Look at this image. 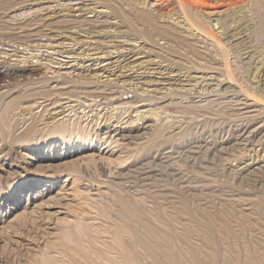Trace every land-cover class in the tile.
Returning a JSON list of instances; mask_svg holds the SVG:
<instances>
[{
    "label": "rangeland",
    "instance_id": "rangeland-1",
    "mask_svg": "<svg viewBox=\"0 0 264 264\" xmlns=\"http://www.w3.org/2000/svg\"><path fill=\"white\" fill-rule=\"evenodd\" d=\"M175 1L0 0L3 68L38 70L0 79V264L264 262V12L190 0L221 46Z\"/></svg>",
    "mask_w": 264,
    "mask_h": 264
},
{
    "label": "bare ground",
    "instance_id": "bare-ground-1",
    "mask_svg": "<svg viewBox=\"0 0 264 264\" xmlns=\"http://www.w3.org/2000/svg\"><path fill=\"white\" fill-rule=\"evenodd\" d=\"M175 1V0H174ZM190 0H179V8L181 9V11H182V13L184 14V17H185V19H187V21L190 23H188L189 24V26L190 27H196L198 30H200V31H202L203 30V32L205 33L206 32V34H207V36L206 37H208V35H209V37L211 36V38L212 39H214L215 41H217L219 44L221 43V41H222V38L221 37H219L217 34H216V32H214V31H212V30H208L207 31V29L208 28H206L208 25H206L205 24V21H203L204 19H202V14H201V11L200 10H198V9H195L196 7L191 3V2H189ZM176 2V1H175ZM257 2H260V4L258 3V11H262V12H264V0H258ZM7 4H10L9 3V1H4V2H2L1 3V7H3V8H7ZM178 5V4H177ZM174 6V5H173ZM176 7V6H175ZM195 7V8H194ZM252 7V6H251ZM252 10V9H251ZM148 14H150V16H148ZM145 15V14H144ZM145 16H147V18L146 19H149L150 21H152L153 23H156L157 25H155V26H157V27H155V28H157V35H160L162 38H172L173 40L175 39V40H177V39H181L182 40V38H185L187 35H185V34H179V33H173V32H168L169 30L168 29H164V27L163 26H161L159 23H157V21H156V19H155V16H152V14L151 13H148L147 12V14L145 15ZM202 16V17H201ZM209 17V16H208ZM220 17V16H219ZM230 17L229 16H224V18H222L223 20H222V23H224L222 26H226V25H228L229 26V21L231 22V20H229L228 21V19H229ZM258 25H259V27H260V32H259V34H260V36H264V13H260L259 12V14H258ZM141 19V18H140ZM3 21V20H2ZM1 20H0V29H3L4 31H6V29L7 28H9L10 26H12V25H10V24H8L7 22L6 23H4V22H2ZM149 22V21H148ZM45 24H46V22H44ZM42 24V23H41ZM258 25H257V27H258ZM42 26V25H41ZM14 27V26H13ZM168 27V26H167ZM190 27H188V28H190ZM209 27V26H208ZM170 29V28H169ZM172 29V28H171ZM170 29V30H171ZM195 29V28H194ZM210 29V28H209ZM257 30V29H256ZM155 31V30H154ZM176 31V30H175ZM178 32V31H177ZM199 32V31H198ZM240 33H241V31H240ZM203 34V33H202ZM236 33H234V35H235ZM0 35H1V33H0ZM27 35V34H26ZM190 35H191V33H190ZM9 35H8V33H7V37H8ZM10 36H12V35H10ZM189 36V35H188ZM192 36V35H191ZM203 36V35H202ZM1 37H4V36H1ZM13 37H17V38H19L20 37V35H17V36H13ZM22 38V37H21ZM221 38V39H220ZM261 38V37H260ZM189 39V38H188ZM20 40V39H19ZM22 40V39H21ZM185 40V39H184ZM190 41V40H189ZM188 41V42H189ZM179 42V41H178ZM187 42V43H188ZM222 44H224V43H222ZM222 44H220L221 46H222ZM189 45V44H188ZM193 45V44H192ZM225 45V44H224ZM187 46V45H186ZM190 46H191V44H190ZM4 61V59L3 58H1L0 57V79H4V78H6V77H14V76H16V75H19V76H26V75H29V74H34V73H38V70L36 69V68H30L29 66H26V65H23V66H17L18 68H17V70H15V71H13V69L14 68H12V67H15V65H13L12 67H10V68H12V69H10L9 68V66H7V68H3L6 64L3 62ZM4 63V64H3ZM17 65V64H16ZM16 69V68H15ZM45 92V91H44ZM15 102V101H14ZM14 102H12V103H14ZM10 106H11V103L9 104ZM8 105V106H9ZM7 106V107H8ZM12 108V107H11ZM10 107H9V109H11ZM5 110L6 109H0V115H1V121L0 122H2L1 124H2V126L4 127V128H6L5 127V125L6 124H8V119L6 118V116H7V113L8 112H5ZM9 117V116H8ZM34 123V122H33ZM57 125V124H56ZM8 126V125H7ZM15 127V126H14ZM31 127H32V125L31 126H29L22 134H24V133H26L28 136L27 137H30V139L33 137V133H32V131L34 130V128H35V125H34V127H33V130L31 129ZM8 128V127H7ZM6 128V129H7ZM56 128H58L60 131H62L60 128H61V126L60 127H55V129ZM63 128V127H62ZM13 129H15V128H13ZM9 130V129H8ZM10 131L12 132V130L10 129L9 131H8V137H9V135L11 134L10 133ZM7 132V131H6ZM63 132V131H62ZM217 133V132H216ZM20 134V133H19ZM48 134V133H47ZM6 135V134H5ZM12 135V134H11ZM2 136V135H1ZM20 136V135H19ZM43 136V135H42ZM17 137V136H16ZM3 138V137H2ZM20 138V137H19ZM26 138V137H25ZM179 152V151H178ZM258 173V172H257ZM258 175V174H257ZM143 188V187H142ZM148 189V188H147ZM152 193V192H151ZM155 193V192H154ZM194 193V192H193ZM169 195V194H168ZM196 196V195H195ZM117 197H119V200L121 201V206L123 207V213H125L128 217H138L139 216V214L142 212V213H145L144 212V210L140 207V205L139 204H136V203H134V199L133 198H131V197H128V196H124L123 197V199H121L122 197L121 196H118L117 195ZM184 198V197H183ZM216 199V198H215ZM167 201H169V200H167ZM159 204V203H158ZM154 205V208L152 209V211L156 214V215H162L163 216V214L164 213H168L169 214V212H170V214H174V215H176V214H180L182 211L184 212V211H186L187 213H189V214H191L192 212H194V207H193V209L194 210H190L189 209V207L190 206H187V208H185V206H184V210H178V209H176V210H171V211H167L166 210V212H164L163 210H162V206H160V205ZM185 204V203H184ZM194 206H195V204H194ZM196 207V206H195ZM177 208V207H176ZM192 209V208H191ZM198 209V208H197ZM195 211H197V210H195ZM198 211H199V209H198ZM149 223V222H148ZM136 228V227H135ZM225 228V227H224ZM178 229V228H177ZM140 234V233H139ZM209 234V233H208ZM137 235H136V233H135V240H134V242H138L139 241V239L136 237ZM158 236V235H157ZM141 238V237H140ZM155 238V237H154ZM161 237H159V239H160ZM164 238V237H163ZM144 239V238H143ZM158 240V239H157ZM163 240V239H162ZM161 240V242H165V241H162ZM143 241V240H142ZM145 241H147L146 239H145ZM155 241V240H154ZM169 241V240H168ZM125 242V241H124ZM133 242V241H132ZM157 242V241H156ZM155 242V243H156ZM146 243V242H145ZM152 243H153V241H152ZM130 244V243H129ZM160 244V243H159ZM162 244V243H161ZM164 244V243H163ZM127 245V244H126ZM125 245V246H126ZM152 245V244H151ZM154 245H157V244H154ZM123 246V245H122ZM128 246H130V245H128ZM132 246V245H131ZM149 246V245H148ZM254 246V245H253ZM151 247H153V246H151ZM158 247V245L156 246V247H154V248H157ZM163 247V248H162ZM167 247H168V245H167ZM129 248H131V247H129ZM134 248V247H133ZM159 248H162L161 250H164L165 251V253L167 254V255H169V250L171 249H166V247L164 246V245H159ZM151 249V248H150ZM129 250V254H131L132 256H129V257H131V260L134 262V264L136 263V260L138 259L137 258V256H135L134 254H132L133 252H132V248L131 249H128ZM130 250H131V252L132 253H130ZM135 250V249H134ZM256 252V251H255ZM209 253V252H208ZM125 255V254H124ZM256 255H258V254H256ZM259 257H260V255H258ZM158 259L160 260V261H164L163 259H162V256L161 255H158ZM137 258V259H136ZM261 258V257H260ZM213 259V258H212ZM252 259H253V261H255V264H264V262H261V263H259L258 262V258H257V256H253L252 257ZM130 260V261H131ZM158 260V261H159ZM261 260V259H260ZM261 261H263V260H261ZM163 264L164 263H167V261L165 260L164 262H162ZM254 263V262H253ZM88 264V263H87ZM161 264V263H160ZM175 264V263H174ZM238 264H240V263H238Z\"/></svg>",
    "mask_w": 264,
    "mask_h": 264
}]
</instances>
